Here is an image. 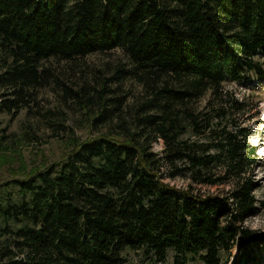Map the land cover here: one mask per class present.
I'll use <instances>...</instances> for the list:
<instances>
[{
    "label": "trees",
    "instance_id": "obj_1",
    "mask_svg": "<svg viewBox=\"0 0 264 264\" xmlns=\"http://www.w3.org/2000/svg\"><path fill=\"white\" fill-rule=\"evenodd\" d=\"M117 49L144 87L135 120L5 186L0 264H264L255 105L229 88L264 79V0H0V113L31 107L43 62ZM101 100L95 123L122 106Z\"/></svg>",
    "mask_w": 264,
    "mask_h": 264
},
{
    "label": "rangeland",
    "instance_id": "obj_2",
    "mask_svg": "<svg viewBox=\"0 0 264 264\" xmlns=\"http://www.w3.org/2000/svg\"><path fill=\"white\" fill-rule=\"evenodd\" d=\"M42 69L45 81L42 86L32 89L35 102L31 107L15 117L0 113V195L5 196L8 190L5 186L13 179L63 160L71 149V141L100 137L108 130L114 131L121 121L130 125L145 101L144 87L135 74L136 68L120 49L77 60L51 59L43 62ZM229 88L239 98L251 99L255 105L247 116L246 127L252 130L251 143L258 150L252 177L258 185L255 197L260 210L246 226L264 233V225L255 229L251 226L254 218L264 215V79ZM104 89L109 92L103 94ZM102 97H121L122 106L120 112H115V104L108 102L106 118L95 123L94 118L101 113ZM207 100L208 96L195 106L201 109ZM154 151L161 153V143L155 144ZM171 183L179 188L187 186L182 180ZM228 190L229 187H215L204 188L203 192L221 195ZM236 253L233 251V255ZM173 260L174 253L170 251L166 264H173ZM131 262L142 264L135 254H132Z\"/></svg>",
    "mask_w": 264,
    "mask_h": 264
},
{
    "label": "clouds",
    "instance_id": "obj_3",
    "mask_svg": "<svg viewBox=\"0 0 264 264\" xmlns=\"http://www.w3.org/2000/svg\"><path fill=\"white\" fill-rule=\"evenodd\" d=\"M258 225H264V215L254 218V222L251 224L253 229H255Z\"/></svg>",
    "mask_w": 264,
    "mask_h": 264
}]
</instances>
